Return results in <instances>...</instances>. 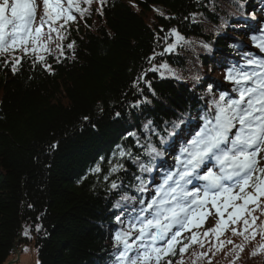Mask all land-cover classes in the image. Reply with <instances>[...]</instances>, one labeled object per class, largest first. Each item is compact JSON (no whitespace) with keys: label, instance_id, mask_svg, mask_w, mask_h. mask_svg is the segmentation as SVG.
I'll return each mask as SVG.
<instances>
[{"label":"trees","instance_id":"1","mask_svg":"<svg viewBox=\"0 0 264 264\" xmlns=\"http://www.w3.org/2000/svg\"><path fill=\"white\" fill-rule=\"evenodd\" d=\"M262 2L91 0L66 26L65 55H59V41L49 45L51 55L42 53L50 71L25 58L14 75L3 63L12 57L0 56V264L28 245L38 264H115L116 217L124 221L133 211L113 207L122 196L115 191L135 194L137 176H145L140 164L172 153L171 142H179L202 106L192 77L199 70L197 77L215 86L208 77L217 59L242 46L223 36L235 32L231 17L250 19ZM171 29L186 43L164 53L175 40ZM153 64L167 68L148 71ZM145 72L138 90L133 82ZM117 162L123 167L105 180ZM97 166L100 173L93 171ZM113 181L122 186L111 189Z\"/></svg>","mask_w":264,"mask_h":264},{"label":"snow or ice","instance_id":"2","mask_svg":"<svg viewBox=\"0 0 264 264\" xmlns=\"http://www.w3.org/2000/svg\"><path fill=\"white\" fill-rule=\"evenodd\" d=\"M75 2L76 0H67V6H64L63 0H0V56L13 54L17 50L22 52V56L13 55L12 60L3 61L5 66L10 64L14 75L25 58L33 60V67L41 64L45 70L50 71L51 65L46 61L47 55L54 51L49 45L55 41H59L56 44L59 55H65L63 42L67 40L66 26L76 20L74 13L79 11V8H74ZM86 2L90 3L91 0ZM41 3L43 10L39 13L37 23V10ZM45 26L47 32L43 31ZM260 31L264 33V28ZM169 32L175 40L167 43L168 37L164 38L167 43L164 53H171L177 45L186 43L176 29ZM53 33L56 34L55 38ZM252 39L253 46L264 53V40L257 42L255 36ZM74 45L75 41H72L66 47L73 49ZM204 47L207 48L208 45ZM148 59L151 62L155 56ZM246 59L247 65L254 66L251 72L242 68L229 69L225 76L226 80L233 83V92L237 95L234 97L221 92L219 99L209 101V110L201 117L203 124L200 130L175 156L176 171L166 174L150 200H139L141 207L135 217L126 227L115 231L112 239L117 253L116 264H173L172 258L176 256L177 245H182L179 252L183 256L190 245L197 243V233L192 232L187 243L181 239L182 233L199 227L211 215L209 205L215 209L219 219L214 228L203 233L205 237L209 232L219 235L222 225L229 221L235 224L246 212L251 215L249 204L259 206V198L264 197V167H258V154L264 150V56H247ZM160 68H167V65L162 64ZM160 68L153 64L148 71L157 72ZM257 68L260 69L259 72L256 71ZM146 75V72L142 73L133 82V86L139 90V82ZM163 75L161 72L162 78ZM145 83L151 90V82ZM143 102L148 101L145 98ZM140 103L138 101L134 107ZM151 123L148 121L145 128ZM178 126L175 123L173 125L174 128ZM149 148L156 156L164 155L151 145ZM125 155L124 151L120 152L121 157ZM122 167L120 162L112 165L104 179L108 180L111 174ZM140 170L152 171L151 167L144 164H140ZM93 171L100 173L102 170L97 166ZM194 181L201 183L196 186ZM189 185L192 187L189 188ZM118 187L115 181L110 185L111 189ZM237 188L238 192L235 191ZM249 188L253 189L255 195L247 191ZM137 190L143 192L147 189L141 184ZM129 199L136 198L127 194L121 196V200ZM237 201L242 203H236ZM113 207L120 208L121 205L117 202ZM229 208L231 211L227 213L228 219L225 220V212ZM116 220L123 224L120 216ZM255 221L256 217H253L250 225L245 218L244 230L237 232L233 228V234L244 235L250 226L255 225ZM177 264H182V261Z\"/></svg>","mask_w":264,"mask_h":264},{"label":"rangeland","instance_id":"3","mask_svg":"<svg viewBox=\"0 0 264 264\" xmlns=\"http://www.w3.org/2000/svg\"><path fill=\"white\" fill-rule=\"evenodd\" d=\"M65 1V0H63ZM87 3V2H86ZM64 6H67V0L64 3ZM74 8H79L80 5L74 4ZM43 10V6H41L38 10V15ZM79 11H75L77 13ZM74 13V14H75ZM264 40V33L261 32L260 38L257 41ZM21 51L17 50L13 54H9L11 57L13 55L20 56ZM253 70V69H252ZM250 70V72L252 71ZM257 72L260 69H256ZM258 167H264V150L259 157ZM192 186L189 185V188ZM239 189L237 190V192ZM238 203V201L236 202ZM253 204H249L248 207H252ZM209 211H212L210 209ZM231 211V208L225 212L224 219L227 220V213ZM217 217V216H216ZM219 219V217H217ZM209 217H207L200 226L208 223ZM230 222V221H229ZM243 226L242 228H244ZM198 227H193L191 229L194 230ZM238 231V232H242ZM190 231H184L182 233L181 239L187 235ZM253 232H255V236H253ZM264 237V228H260L259 230L256 227H252L246 232L244 235H234L233 233L227 236H223L221 240H213L211 239L207 244L200 250V256L198 259H195V256L192 258L185 257V264H261L264 258V241L262 238ZM231 241V243H229ZM232 253V254H228ZM195 254V253H194ZM206 254V255H202ZM189 255V254H187ZM196 255V254H195ZM184 260V255L182 256ZM176 258V256H175ZM230 259V262L229 260ZM19 264H37V255L36 250L32 246L28 245L24 247L23 253L20 257Z\"/></svg>","mask_w":264,"mask_h":264},{"label":"bare ground","instance_id":"4","mask_svg":"<svg viewBox=\"0 0 264 264\" xmlns=\"http://www.w3.org/2000/svg\"><path fill=\"white\" fill-rule=\"evenodd\" d=\"M213 8H214V6H213ZM231 18L232 19H231V24L230 25L235 27L234 28L235 32L224 34L223 36H225L224 38H230V39H233L234 41L238 42V37H241V31H246V30L243 29L246 26V24H247L246 23V19L242 18L241 16H239L237 14H233V16ZM251 23L259 30V32L261 34L260 27H259L260 24L258 25L257 23H255L253 21ZM220 44H230V43L221 42ZM244 44H248V39H245ZM226 51H228L227 47H226ZM242 55L243 54H241V51L238 52V53H231V54L230 53H224V54L220 55V57L222 59H217V61L215 62V66L213 67V69L211 71V77L210 78L208 77V79L210 81L212 80L214 82L215 86L208 87L206 85V83L204 82V75H202L200 77H197V76H199L201 74V71H199V70H198L197 74H195V76L192 77V79L194 78V80L198 84V87L200 88V89L198 88L199 91H200L198 93H201V96L198 97V99L195 98V102H196V104H201L202 106H200V109H199L200 112H197L193 116H190L191 121L188 124L189 125L188 128H190V130L186 132V137H185V143L186 144H187L188 140L192 139V137L195 136L196 132L199 131L197 126H195V123L199 119V116H201V114H202V116H204L205 113L208 112V110H209V101H213V100L219 99V96H220L221 92H227L229 95L234 94L233 87L229 85L230 82L225 80V75L227 74V70L225 68V65H228L229 63H231V64L233 63V64H235V67H237L238 64H239V59H240V57ZM248 56H254V57L255 56H264V53H261L258 48L254 47L252 49V51H250V54H248ZM246 66H250V65L246 64ZM159 74H160V72H159ZM195 94H196V92L193 93L194 97H195ZM188 96L190 98H192V94L190 92L188 93ZM204 102H208V105L206 103H204ZM181 134H183V132H181ZM172 142H176V141H172ZM172 142H171V145L174 146L175 143H172ZM178 153H180V152H178ZM151 168H153L155 170H158L154 166L151 167ZM160 172H161L160 174H162V171H160ZM150 173L151 172H149L148 174L146 173V175L143 178L140 179L141 183L138 186L143 184V182L145 180H146L145 188H149L151 186V180H150V178L148 176ZM151 174H153V173H151ZM154 174H156V173H154ZM155 176H159V175H155ZM133 180L130 183V185H132V187H133ZM121 186H122V184H120L119 187H121ZM134 188H135V186H134ZM115 194L116 195L127 194V196H129V197L137 198V195H135L133 192L129 194L128 191L122 192L120 189H117L115 191ZM115 202H117V201H115ZM119 203H120L121 207H123L122 209L129 208V209L137 211L141 207L140 204H139V199H135V200H131V199H129V200H121V198H120L119 199ZM127 219H129V218H127ZM263 241H264V239H263ZM16 252H18L19 258H16ZM228 254H232V253H228ZM21 255L22 254H20V251L16 250L15 251L16 260L13 261L12 264H19ZM228 260L230 262V259H228ZM11 261H9L8 263H10ZM37 264H38V262H37Z\"/></svg>","mask_w":264,"mask_h":264},{"label":"water","instance_id":"5","mask_svg":"<svg viewBox=\"0 0 264 264\" xmlns=\"http://www.w3.org/2000/svg\"><path fill=\"white\" fill-rule=\"evenodd\" d=\"M16 258H19V256H18V252H16ZM16 258L12 259V261H11L10 263H8V264H12V263H13V261H15V260H16Z\"/></svg>","mask_w":264,"mask_h":264}]
</instances>
